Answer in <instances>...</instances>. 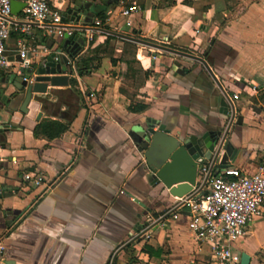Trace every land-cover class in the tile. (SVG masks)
Wrapping results in <instances>:
<instances>
[{"label":"crops","instance_id":"crops-1","mask_svg":"<svg viewBox=\"0 0 264 264\" xmlns=\"http://www.w3.org/2000/svg\"><path fill=\"white\" fill-rule=\"evenodd\" d=\"M230 3L54 0L69 21L90 28L99 20L107 34H96L90 44L82 36L68 43L64 54L74 45L79 51L69 85L33 94L28 113L21 111L26 88L16 65L0 72V264H222L211 244L194 239L189 212L175 210L130 133L154 120L179 140L210 135L236 152L218 170L257 171L264 111L237 95L264 92V52H255L247 16L230 19ZM244 4L259 10L264 44V0ZM132 6L139 11L124 16ZM17 39L12 34L7 43L13 63ZM50 42L33 31L32 44L51 48ZM44 57L33 59V71ZM138 79L130 92L125 83ZM138 107L144 110L134 112ZM48 122L66 131L54 139L38 133ZM28 174L44 184L26 182ZM232 248L234 264L243 254L250 264H264V219Z\"/></svg>","mask_w":264,"mask_h":264},{"label":"built area","instance_id":"built-area-1","mask_svg":"<svg viewBox=\"0 0 264 264\" xmlns=\"http://www.w3.org/2000/svg\"><path fill=\"white\" fill-rule=\"evenodd\" d=\"M53 2L54 0H0V72L16 65L18 77L25 88L34 84L38 75L37 70H32L33 59L55 54V63H60L61 57H64L67 61L64 67L71 66L72 74L76 71L79 58L72 57L68 51L64 54L62 51L65 48L56 43L82 36L90 44L96 34H107L101 29L102 23L99 20L90 28L69 21L66 15L56 9ZM13 3L24 4L17 15L13 14ZM138 11L136 6H132L122 14L130 17ZM35 29L41 30L46 39L53 41L51 48L32 44ZM12 34L18 37V60L14 63L7 55V43ZM229 114V121L232 123L235 111L232 109ZM225 145L226 141L218 142L212 158L198 167L199 183H196L188 195L175 198L174 208L178 212H189L191 234L198 243L211 244L215 261L234 264L236 257L232 246L247 234L254 221L264 219V157L253 174H245L233 167L218 170L222 164ZM2 159L0 145V164ZM24 178L36 187L45 181L32 174L25 175ZM3 195L4 190L0 185V197ZM144 237L149 239L150 236L146 233Z\"/></svg>","mask_w":264,"mask_h":264},{"label":"water","instance_id":"water-1","mask_svg":"<svg viewBox=\"0 0 264 264\" xmlns=\"http://www.w3.org/2000/svg\"><path fill=\"white\" fill-rule=\"evenodd\" d=\"M24 8L22 3H13L12 11L14 15L20 13ZM79 36L70 37L62 43L63 48H67L68 43L76 42ZM51 47L53 41L50 42ZM50 48V47H49ZM71 56H76L78 45H74L71 49ZM57 55L48 56L37 69V77L34 84H30L25 89V98L21 108L23 113H28V106L32 101L33 94H46L48 87H67L69 85V76L72 74L71 66L66 64V59L62 58L60 63H55L54 59ZM226 108V103L223 102ZM227 114V110L225 111ZM242 123V118L238 120V124ZM158 130L155 131V128ZM136 147L145 148L144 158L148 168L156 183H161L171 196L173 203L175 198H183L192 192L196 185L198 177V167L209 161L214 154L218 144L217 138H211L205 135L202 138L191 137L189 139L179 140L169 135L164 126L159 125L154 120H148L146 127H134L130 133ZM226 151L222 164L228 160H234L236 152L230 145H225ZM185 182L173 188V185ZM12 264V263H6ZM240 264H250V257L243 254Z\"/></svg>","mask_w":264,"mask_h":264},{"label":"rangeland","instance_id":"rangeland-1","mask_svg":"<svg viewBox=\"0 0 264 264\" xmlns=\"http://www.w3.org/2000/svg\"><path fill=\"white\" fill-rule=\"evenodd\" d=\"M247 0H230V8L232 9V12L230 14V19L231 20H237L240 19L241 17H245L247 16L246 19H248V33L252 34L254 36V49L256 52V49L258 48L260 51L264 52V44L260 43V38L258 36V34L260 35V31L263 29L260 28V25H258L260 23V21H262L260 18V12L259 10H255L253 8V10L248 9V4H244V2H246ZM260 2V0H252V3L254 5H258ZM256 37L259 38L258 41L259 43L256 41ZM261 44V45H260ZM254 52V51H253ZM254 52V53H255ZM201 56V55H200ZM141 81H143L142 79H138L136 80L135 83H133L132 81L126 82V88L130 91L133 92L134 90H136V86H139L141 84ZM254 90L253 92L248 93V95L246 94H240L242 96H240L239 94L237 96H239V98L241 100H249L254 104L253 107H255L256 109H260L264 111V92H258L255 93ZM255 95V96H254ZM237 96L233 97V98H237ZM238 99V98H237ZM238 107V104H235ZM238 112L239 108H238Z\"/></svg>","mask_w":264,"mask_h":264},{"label":"trees","instance_id":"trees-1","mask_svg":"<svg viewBox=\"0 0 264 264\" xmlns=\"http://www.w3.org/2000/svg\"><path fill=\"white\" fill-rule=\"evenodd\" d=\"M81 70L83 73H86L89 70V68L85 64H83V67ZM145 76H148V73H145ZM143 110H144V107H138V109L136 108L133 109L134 112H142ZM65 131H66L65 127L60 126L59 124L54 123V122H48V123H45L44 126L39 128L38 133L43 132V134L46 135L48 138L54 139L60 136Z\"/></svg>","mask_w":264,"mask_h":264}]
</instances>
